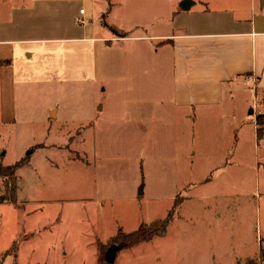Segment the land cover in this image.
Returning <instances> with one entry per match:
<instances>
[{"label": "rangeland", "instance_id": "1", "mask_svg": "<svg viewBox=\"0 0 264 264\" xmlns=\"http://www.w3.org/2000/svg\"><path fill=\"white\" fill-rule=\"evenodd\" d=\"M111 2L107 20L101 17L109 6L106 0H73L68 8L75 15L84 9L94 24L106 21L124 32L143 26L150 34H164L190 20L205 19L191 14L172 20L175 8L182 12L197 0ZM256 3L257 16L264 15L261 0ZM127 47L121 61L130 74L119 70L115 84L103 76L90 87L69 79L16 86V124L0 125V165L22 162L9 185L17 187L16 203L0 204L1 264H99V259L106 264L108 248L122 243L112 239L119 228L135 232L169 214L172 221L165 237L143 247L134 258L128 254L123 259L127 252L122 251L128 249L123 248L118 252L122 259L117 263V254L114 264H244L257 255L249 264H264V210L260 220L255 198L258 159H264V149H255L253 91L247 96L250 105L242 98L237 111L247 124L239 163L225 167L228 151L209 143L206 131L197 133L195 123L193 130L182 126L172 109L169 51L161 52L153 86L147 66L134 56L136 46ZM147 55L142 56L146 61ZM104 58L98 51V61ZM153 89L160 101L151 115L146 97ZM78 97L106 105L108 123L103 128L86 134L78 130L74 112L81 116L86 112L82 105L78 110ZM125 97L132 101H123ZM137 101L144 107L138 119L132 118L138 114ZM53 102L63 117L49 122L45 109ZM131 107L134 112H128ZM136 120L143 122V129H137ZM259 127L264 130V124ZM78 155L93 165L75 162ZM4 180L0 177V197L10 198L12 189L6 190ZM261 239L263 250L258 254ZM16 241L17 257L12 252L4 257Z\"/></svg>", "mask_w": 264, "mask_h": 264}, {"label": "crops", "instance_id": "2", "mask_svg": "<svg viewBox=\"0 0 264 264\" xmlns=\"http://www.w3.org/2000/svg\"><path fill=\"white\" fill-rule=\"evenodd\" d=\"M72 1L0 0V61L8 63L0 66V125L16 124L18 84L33 80L56 83L69 79L76 85L90 87L103 76L112 78L111 83L115 84L119 70L127 69L126 75L130 74L129 67L121 60L123 52L129 50L127 46L133 45L136 46L133 47L134 56L141 58L139 64L142 67L147 66V73L152 75L151 82L155 86V77H159L160 73V56L164 50L169 51L172 66L170 103L174 113L180 117L181 125L193 130L195 123L197 133L206 131L209 143L218 144L228 151L224 154L225 167L238 165L241 134L247 125L238 118L242 98L250 105L247 96L249 94L250 97L253 91V109L250 113L264 115V107L261 106L264 104V15L257 16L256 0H249L246 4L243 0H217L220 5H214L210 0H197L191 8L187 3V8L182 12H176L175 8L172 20L195 14L205 17L202 22L190 20L187 24L170 28L164 34L155 31L150 34L146 27L135 26L131 31L125 30L127 37L113 34L104 26V22L111 25L106 21L101 23L99 20L94 24L93 20L85 17L87 11L84 9L79 10V15L71 14L69 8ZM106 1L109 6L101 17L105 16L107 20L114 3L112 0ZM261 2L264 7V0ZM125 42L133 44L123 45ZM98 51L105 57L99 61ZM145 53L148 54L147 61L142 57ZM130 82L128 80L126 84ZM154 90L146 97L152 110L147 114L151 112V115L159 107L160 101L159 97H155ZM123 101L132 100L125 97ZM141 102H145V99ZM76 103L78 110L81 105L86 110L84 116L74 112L78 130L84 129L86 134L108 123L103 102L78 97ZM136 103L135 112L138 114L133 113L135 116L132 118L138 119L143 117L144 107L139 101ZM45 110L49 122L63 117L57 102L51 103ZM129 111L134 112L132 107L128 108ZM255 119V149H264V136L258 138L259 124L257 117ZM134 122L137 129H143V122ZM73 160L85 163L80 159ZM93 161L97 163L96 159ZM86 165L91 166L93 162L89 160ZM257 167L259 175L255 184V198L259 200L261 220L264 210V179L261 180L264 178V159H258ZM165 235L124 249L122 252L127 253L123 259L128 254L136 257L143 247ZM262 241L258 254L263 250ZM121 254H118L117 263L122 259ZM252 259H246L244 264ZM160 264L168 263L162 261Z\"/></svg>", "mask_w": 264, "mask_h": 264}, {"label": "trees", "instance_id": "3", "mask_svg": "<svg viewBox=\"0 0 264 264\" xmlns=\"http://www.w3.org/2000/svg\"><path fill=\"white\" fill-rule=\"evenodd\" d=\"M105 17V16H104ZM104 26L107 27L113 34L119 37H127L128 33L124 32L123 30H119L115 26H109L107 23L104 22ZM7 62H1L0 66L7 65ZM257 121L259 126L264 124V115L257 116ZM263 129L259 127L258 129V138L261 139ZM79 157V155L77 156ZM81 159V157H79ZM22 165V162L11 166H2L0 165V177L4 178L5 180V188L6 190L12 189V195L10 198L8 197H0V204L4 203H16L17 198V187L9 186L11 181L16 180V171ZM9 188V189H8ZM172 221V215L169 214L165 219L155 221L150 225H142L137 231L131 233H125L123 229L119 228L117 234L112 238L115 242H122L124 244L123 248H130L136 245H139L142 242L151 241L154 237L164 236L167 232V228ZM19 241H16L11 246V249L5 253L4 257L10 256L11 252L14 254V257H17V248L19 247ZM103 247H99L101 250ZM14 252V253H13ZM102 260V259H101ZM101 260L99 259V264H101ZM250 261H248V264ZM1 264V262H0Z\"/></svg>", "mask_w": 264, "mask_h": 264}, {"label": "water", "instance_id": "4", "mask_svg": "<svg viewBox=\"0 0 264 264\" xmlns=\"http://www.w3.org/2000/svg\"><path fill=\"white\" fill-rule=\"evenodd\" d=\"M123 247H124L123 243H120V245H118V244L111 245L105 254V263L106 264H114L118 252L120 250H122Z\"/></svg>", "mask_w": 264, "mask_h": 264}, {"label": "built area", "instance_id": "5", "mask_svg": "<svg viewBox=\"0 0 264 264\" xmlns=\"http://www.w3.org/2000/svg\"><path fill=\"white\" fill-rule=\"evenodd\" d=\"M81 12H83V11H81ZM263 96H264V94H263Z\"/></svg>", "mask_w": 264, "mask_h": 264}]
</instances>
